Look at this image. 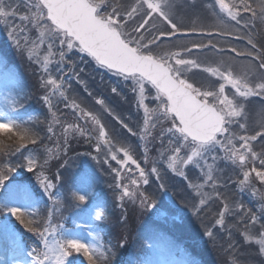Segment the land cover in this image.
<instances>
[{"label":"snow or ice","instance_id":"snow-or-ice-1","mask_svg":"<svg viewBox=\"0 0 264 264\" xmlns=\"http://www.w3.org/2000/svg\"><path fill=\"white\" fill-rule=\"evenodd\" d=\"M0 28L37 66L46 108L43 120L25 119L15 74L0 80V241L11 264H81L79 257L112 264L115 248L128 243L123 234L116 245L103 243L98 230L107 202L90 173L65 175L77 139L92 146L96 164L107 165L118 223H129L128 203L164 211L148 191L154 185L180 212L201 220L209 242L223 241L222 264H264V0H0ZM193 35L200 39L188 40ZM88 64L116 82L101 77L93 86ZM18 170L35 175L51 206L41 211L36 187L13 175ZM67 184L83 221L76 227L86 228L87 238L65 227L57 189ZM233 192H248L255 206ZM17 224L39 246H26Z\"/></svg>","mask_w":264,"mask_h":264},{"label":"rangeland","instance_id":"rangeland-1","mask_svg":"<svg viewBox=\"0 0 264 264\" xmlns=\"http://www.w3.org/2000/svg\"><path fill=\"white\" fill-rule=\"evenodd\" d=\"M9 70H5L1 65H0V80H3L4 77L9 73ZM13 92H21L20 86L18 84V87H14L13 88ZM83 221L81 220V222L79 224H82ZM77 231L81 232L86 238H87V229L86 228H78ZM162 249V245L158 244V246H156L155 249H152V253H151V260H165L163 255L160 254Z\"/></svg>","mask_w":264,"mask_h":264}]
</instances>
